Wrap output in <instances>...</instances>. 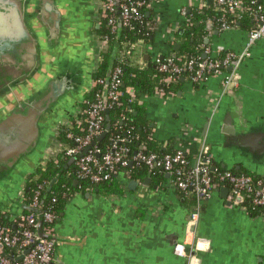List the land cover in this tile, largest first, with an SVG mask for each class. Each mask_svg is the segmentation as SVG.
Segmentation results:
<instances>
[{
	"label": "crops",
	"instance_id": "obj_1",
	"mask_svg": "<svg viewBox=\"0 0 264 264\" xmlns=\"http://www.w3.org/2000/svg\"><path fill=\"white\" fill-rule=\"evenodd\" d=\"M209 4L213 2L209 0ZM66 5L83 20L93 53L87 89L58 110L51 125L72 118L77 104L89 96L93 66L97 1L72 0ZM206 6L203 0H152L148 15L157 20L153 42L139 43L142 46L137 45L130 63L144 66L157 57L172 55L179 42L176 34L182 29L178 25L185 21L182 9L189 12ZM248 30L239 23L232 31L215 30L208 39L215 55L233 52L239 59L238 87L233 93H224L223 77L213 76L199 84L181 79V89L164 98L141 97L152 138L163 151L181 149L195 157L206 148L224 169L264 175V157L260 156L264 143V37L245 55ZM228 117L243 128L242 133L253 129L244 147L247 155L229 145L224 133ZM53 134L46 129L39 154L10 184L0 188V211L16 213L11 212L12 200L22 203L21 191L44 162L46 151L53 148ZM72 164L75 162L66 168ZM164 175L160 182L150 176L140 181L123 172L116 178L122 194L107 195L97 188L75 192L56 220L57 244L51 264H264L263 218L250 216L216 190L201 203L198 223L189 229L197 201L194 205V198L184 197L171 185L170 175ZM131 181L135 183L131 185ZM74 184H78L76 179ZM177 243L185 244L186 258L174 253Z\"/></svg>",
	"mask_w": 264,
	"mask_h": 264
},
{
	"label": "built area",
	"instance_id": "obj_2",
	"mask_svg": "<svg viewBox=\"0 0 264 264\" xmlns=\"http://www.w3.org/2000/svg\"><path fill=\"white\" fill-rule=\"evenodd\" d=\"M96 1V23L98 26L104 24L107 32L103 36L94 33L92 36L94 58L90 73L89 96L77 104L72 118L59 121L54 125L53 148L46 151L44 162L37 167L30 178L35 182V187L30 189V195L27 193V184L21 191L19 201L26 204L27 200L26 205L31 209H39L41 215L33 211L24 213L23 210H19L11 214L9 223H4L2 215L5 211H0V264H51L53 262L57 244L55 224L58 217L55 204L58 197L53 196L45 206L41 204L48 183L42 179L39 169L45 170L49 161L58 163L59 157L76 158L71 176L78 182H87L92 186L116 179L121 173L127 172L131 164L132 166L144 165L150 174L170 175L172 186L181 193H193L197 200L196 209L191 213L188 222L189 229L198 223L201 203L211 199L213 193L223 187L229 190L227 200L231 204L242 206L248 213V208L244 205L248 199L253 209L259 211L258 217L264 219V175L235 173L227 169L214 175L213 156L206 148H202L195 157H191L181 149L164 154L150 152L146 151L144 145H141L137 151H133L132 138L128 137V134L124 136L112 134L105 150L99 146V138L106 130L107 112L112 109L120 110L121 119L124 121L127 120V114L133 111L131 107H126L125 103L143 104L137 95L136 87L125 86L123 65L131 64L129 60L139 43L148 42L130 38L120 42L107 90H105L106 77L95 75L103 63V54L108 51L113 37L117 35L118 23L121 22L122 28L126 29H132L135 22L143 23L144 11L151 8L152 0H124L122 3L120 0ZM203 2L205 4V1ZM213 2L216 9L230 13L233 20L228 22L225 17L219 18L217 23L209 20L206 25V41H209L215 30L228 32L238 28L239 23L236 24V22L246 16L253 25L247 32V50L244 53L247 55L248 49L264 37V3L259 0H213ZM181 15L186 21L184 24L191 27L187 9H182ZM156 25L157 20L147 21L146 35L155 32ZM179 26L183 25L179 24ZM201 48L203 49L202 59L192 57L182 61L180 58L177 59L174 53L168 57L155 58L158 72L164 75L160 82L166 86L182 77L193 84H199L210 77L222 76L223 92L233 93L238 87L239 79L237 56L233 52H219L215 55L209 46ZM230 68L232 70H229ZM171 94L166 93L164 87H157L154 92V96L159 98ZM60 131L66 133V139L72 144L60 140ZM129 132L130 129L127 133ZM67 191L63 193V198L68 197ZM40 217L43 222L42 232L49 238H42L38 234ZM174 253L178 257L186 258L185 244L177 243Z\"/></svg>",
	"mask_w": 264,
	"mask_h": 264
},
{
	"label": "water",
	"instance_id": "obj_3",
	"mask_svg": "<svg viewBox=\"0 0 264 264\" xmlns=\"http://www.w3.org/2000/svg\"><path fill=\"white\" fill-rule=\"evenodd\" d=\"M68 1L72 0H0V98L13 96L15 100L7 115L0 117V188L10 184L22 167L39 154L55 113L87 89L93 49L83 20L66 5ZM122 29L119 22L105 90L120 47ZM178 34L182 35L183 29ZM179 47L177 42L174 56ZM106 121L100 142L111 129L109 112ZM225 124L228 128L224 133L231 141V148L247 155L244 147L254 134L253 129L242 133L243 128L235 125L231 117ZM260 156L264 157V143ZM75 161L72 158L69 164ZM55 182L52 181L47 193ZM220 191L227 198L228 188ZM12 204L11 212L19 207L41 215L39 209H31L24 203L12 200ZM42 226L40 217L38 234L49 238L42 232Z\"/></svg>",
	"mask_w": 264,
	"mask_h": 264
},
{
	"label": "trees",
	"instance_id": "obj_4",
	"mask_svg": "<svg viewBox=\"0 0 264 264\" xmlns=\"http://www.w3.org/2000/svg\"><path fill=\"white\" fill-rule=\"evenodd\" d=\"M124 0H120L122 3ZM206 2L207 6L199 9L193 8L188 12V21L192 23L191 27L186 26L185 24L182 26L183 34H176V40L180 42L179 50L176 52L177 59H182V61H187L190 58L194 57L196 59L203 58V49L202 46H209L206 42L207 39V31L206 25L209 20H213L215 23L218 22V19L221 17H225L228 22H232L233 17L228 12L220 11L216 9L215 3L213 2L212 5L209 4V0H203ZM260 1V0H259ZM260 2L264 3V0ZM145 14V21L143 23H133L132 29L123 28L121 32V41L125 39H132V40H140L143 39L148 43L153 42L154 32L149 33L145 25L147 21H152L151 15L149 16V10L144 11ZM186 21H184L185 23ZM240 23L241 28L251 29L252 28V21L247 18L246 16L241 20L236 22ZM94 34L98 36H103L106 34L105 25L102 24L99 26L98 29L93 30ZM116 37H113V40L110 43L108 51H106L103 56V63L100 66V70L96 73V77H106L107 70L109 67V61L111 58L112 51L116 44ZM173 48V45L171 46ZM164 77L163 74L158 72L156 64L154 61H147L144 66L134 65V64H124L123 65V80L125 86H135L137 90V95L141 98L144 95L152 96L154 95L155 89L157 87H164L166 93L176 94L182 87L181 79L179 78L175 82L170 83L169 85H163L160 81ZM184 77V76H183ZM126 107H131L133 111L127 114V120L121 119V111L117 109H112L109 112V122L111 124V129L108 132L107 136L99 143V146L106 149L109 138L112 134L121 136L127 135L128 137L132 138L131 146L133 151H137L141 145L145 146L146 151L156 152L160 154L164 153H172V150L163 151L160 147L156 145V141L154 138H150V128L145 118L146 108L144 104L138 103H125ZM130 129V132L127 131ZM137 137V139H136ZM60 140L67 143L72 144L71 141L66 139V133L60 131ZM69 165V159H63L62 157L58 158V163L54 161L47 162L45 166V170L39 169V172L42 175V179L46 180L48 183V187L52 183L53 180L56 182L53 184L52 189L49 193L47 190L45 195L42 198L41 204L43 206L47 205L53 196L58 197V201L55 204V209L57 213V217H59L62 212L64 211V207L66 202L70 196H72L77 191H88L94 188L99 189L100 192L105 193L107 195L112 194H122L123 189L120 187L117 179H113L109 182H104L98 185H90L87 182H78L77 185L74 184L75 179L71 176V172L75 166L72 164L68 168L66 166ZM213 168L215 171L213 174H217L218 172H223L225 169L222 168L220 165H217L213 161ZM130 177L135 180L144 181L148 176L155 179L157 182H160L164 179V174L154 173L150 174L148 169L144 165H133L131 166L128 171ZM235 172V171H234ZM236 173V172H235ZM238 173V172H237ZM244 174L250 175L248 172H244ZM35 182L29 180L27 181V193L30 195V189L35 187ZM65 186V187H64ZM69 190L67 191V189ZM67 191L66 198H63V193ZM182 195L186 198L193 197V203L196 204V198L193 193L189 192L188 194L182 193ZM46 196V197H45ZM25 203L27 204L28 201L26 200ZM25 204V205H26ZM244 205L248 208V213L252 217H257L259 214L258 210H254L250 201L246 199ZM24 213H28L29 211L26 209H22ZM11 219V213L5 212L2 215V220L4 223H9ZM13 224L11 227L13 228ZM8 252V251H6Z\"/></svg>",
	"mask_w": 264,
	"mask_h": 264
},
{
	"label": "flooded vegetation",
	"instance_id": "obj_5",
	"mask_svg": "<svg viewBox=\"0 0 264 264\" xmlns=\"http://www.w3.org/2000/svg\"><path fill=\"white\" fill-rule=\"evenodd\" d=\"M14 105H15V100H14L13 96L1 97L0 98V117H2L3 115H7V113L13 108ZM57 114L58 113H55L54 117H56ZM50 123H49V125H50ZM49 125H48V127H49Z\"/></svg>",
	"mask_w": 264,
	"mask_h": 264
},
{
	"label": "rangeland",
	"instance_id": "obj_6",
	"mask_svg": "<svg viewBox=\"0 0 264 264\" xmlns=\"http://www.w3.org/2000/svg\"><path fill=\"white\" fill-rule=\"evenodd\" d=\"M140 46H142L141 44H139ZM53 128H54V125H49V127L47 128L48 129V133H50L51 132V130H53Z\"/></svg>",
	"mask_w": 264,
	"mask_h": 264
}]
</instances>
